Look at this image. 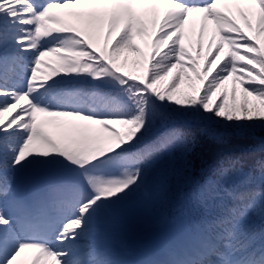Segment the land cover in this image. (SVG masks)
Listing matches in <instances>:
<instances>
[{"label": "snow or ice", "instance_id": "6c2138e0", "mask_svg": "<svg viewBox=\"0 0 264 264\" xmlns=\"http://www.w3.org/2000/svg\"><path fill=\"white\" fill-rule=\"evenodd\" d=\"M256 129L264 0H0V264H126L97 246L104 224L177 156L220 211L142 264H264V185H224L240 158L198 181L192 159Z\"/></svg>", "mask_w": 264, "mask_h": 264}, {"label": "trees", "instance_id": "16d2710c", "mask_svg": "<svg viewBox=\"0 0 264 264\" xmlns=\"http://www.w3.org/2000/svg\"><path fill=\"white\" fill-rule=\"evenodd\" d=\"M207 123L213 124L212 121ZM221 124L222 122L217 119L214 126L218 127ZM261 137H264V130L260 129H256L253 140L233 137L223 145L200 137V143L192 157L196 180L203 179L209 169L215 168L221 163L226 164L229 160L240 158L248 176L229 174L224 178V185L259 189L261 185H264L261 172L256 167V161L264 158V151L257 147ZM179 168L180 162L177 156V159L157 169L143 190L131 196L135 208L139 210L135 215H130V217L138 218L136 224H130L129 216L123 217V213L117 212L121 206L129 208L131 205L126 206L123 202L111 213L118 217L114 225L127 232V246L136 245L144 254L157 255L160 252V242L176 241L182 245L187 242L189 230L193 226L207 222L219 213V200H210L206 204H199L192 198L195 185L182 183L178 180L177 170ZM165 182L170 189V199L166 203H162L158 192L161 184ZM122 219L128 224H122ZM146 219L148 222H144ZM253 219L257 231L264 228V218L256 214ZM161 257L159 255L158 258Z\"/></svg>", "mask_w": 264, "mask_h": 264}, {"label": "rangeland", "instance_id": "374dc122", "mask_svg": "<svg viewBox=\"0 0 264 264\" xmlns=\"http://www.w3.org/2000/svg\"><path fill=\"white\" fill-rule=\"evenodd\" d=\"M133 198H129L128 200L124 201L126 206H130L129 208L127 207H123L121 206L117 212H121L124 214L123 217H130V215H135L139 210L137 208H135V205L133 204ZM3 207L7 208L8 207V203L5 202L3 204ZM117 216L115 215H110L109 219L105 222L107 223V225L105 226V228L103 227V236L102 238L97 241L96 243L98 244V246L102 247L103 249L105 248V250L108 249H113L114 247L118 248L119 250H123L125 249V246L127 245L126 242V236H127V232L119 229V227H116V225H114V222L117 220ZM138 221L137 217H130V219H128V222L132 225L136 224ZM122 224H128L126 223L125 220L122 219ZM144 222H148V220L146 219ZM108 234L113 238H109ZM89 241L86 239L85 241L82 242L81 246L87 248ZM165 244L167 245L166 247L163 248V257H164V253L165 251L170 248V247H175V246H179L177 243L175 242H169L168 240L165 241ZM161 245V242H160ZM132 249H137L138 247L136 245L131 247ZM133 256H136V254H133ZM139 256V255H137ZM28 257V254H23L21 257L22 261H26ZM119 260L125 261L124 256L121 257ZM147 261L145 259H142L140 257V259H138V262H136L137 264H142V262Z\"/></svg>", "mask_w": 264, "mask_h": 264}]
</instances>
